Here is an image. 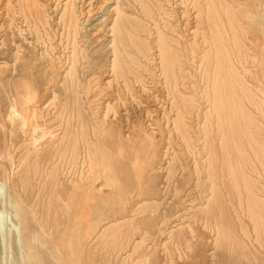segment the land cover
Instances as JSON below:
<instances>
[{"label": "rangeland", "instance_id": "1", "mask_svg": "<svg viewBox=\"0 0 264 264\" xmlns=\"http://www.w3.org/2000/svg\"><path fill=\"white\" fill-rule=\"evenodd\" d=\"M102 1L103 0H86L83 3L84 12L94 9L93 11H96L98 16L96 14L95 16L97 17L94 16L92 17L93 20L91 19L92 21L91 20L88 21L87 28H89V31H87L86 33L82 32L81 34H79V38H80L79 41L83 43L82 48L85 47L84 48L85 54L90 55L86 57V55L84 54V56L81 58L82 61L81 60L80 61L84 62L85 65H89V66L92 65L90 66V69L87 72L85 70L83 71L79 69V72L81 71L80 80H82V82L87 80L86 81L87 83L88 79H91L90 80V83H91L93 78L96 79L95 85L100 84L98 86L96 85L98 87L96 92L101 91V92H98L97 94L98 96L100 95L99 96L100 101L102 102V107H101V110H103L102 113L106 114V116L108 115V117H111V119H115L113 121H115L116 123H120L119 125L116 124L117 128L119 127L118 128L119 131H122L124 128L128 130L127 131L128 133H130L131 131L130 134L132 135L130 136L134 137V138L131 137V139H133L132 141L134 140L136 141L138 139L136 142L137 146L135 148H136V152L139 153L141 157H138V159H135V160L133 159L135 157L134 155L138 156L139 154L132 152L134 155L132 156L131 159L128 160V158H130L132 153L130 154V150L128 149H127L128 152L123 153L124 150L127 151L126 149L123 150V148H125L126 145L123 142H121L122 140L120 141V139H117L116 136L110 135L111 131L110 129H108V127H104L103 125H101L102 127L100 125H96L95 127L94 126L95 124L93 125L94 122L92 121V118H91L92 116L91 109L87 107L86 105V99L84 97L86 93L84 91H83L84 93L81 92V96L83 99H81L80 98L81 96H79L81 100L80 99L78 100V103L79 101H81L82 103L80 102L78 104L75 101L76 104L74 105L73 101H71L72 102L71 104H68L67 102L66 107H68L69 109L65 110L66 112H64L63 114L65 116L74 115V117H76L77 112L79 111L78 107L81 104H83V102L85 101L83 107L84 108L86 107V109H84V111L86 110L85 113L87 112L86 113L88 115L87 117L88 119L89 118L90 119L89 120L86 119V121L83 124L86 123L88 125L89 123L90 125L89 127H87L89 131V132L87 131V134L88 133L89 134L86 135L87 137L85 136L86 137L85 139H87L89 136L88 138L89 142H87V140L80 139L78 136L82 132L78 130L82 128V124L80 122L77 123L78 126L80 127L77 129L78 131L76 130V131L71 132V126L70 127L67 126L71 124L70 123L68 124L66 120L64 121V119H61L59 116L60 114H62V113H59V110L61 109L62 106H64V102H65L64 97L66 99L67 97L66 95H69V93L67 92L66 94V92L62 90L61 85H59L58 83H56L57 84L56 85L53 81L49 80L52 77L51 74H50L51 76L47 75V77H50V78L45 77V83L41 85L39 89V93H38V98L43 102L42 107L45 110L44 113L46 115L41 118L39 116L37 120H39L38 122L41 123V126L47 129L45 130L46 133H44V136L39 139V140L41 139L42 140L37 141L33 145V150L35 151L38 150L40 155H38V158H36L34 155L31 156L28 153V148L26 147H28V143L32 142L31 134L29 133L30 127H31L30 125L36 119H35V116H32L30 118L31 123L29 122L25 125H22L23 119H21V117L16 114L17 109L15 111V107L13 105L15 97L16 98L18 97V94L16 93V90H15V86H17L21 82V77L19 74L20 73V61H19L18 56H22L25 50H31V51L35 50L36 53L41 54L47 59L50 58L51 56V58L57 59V61H60L61 59L60 63L64 62L67 65L69 63L68 55H69V50L71 49V45H72L71 43L72 38L69 39L67 28L64 25V23H62V21H57V20H60L58 17H54V19L51 20V23H50L51 25L50 24H48L50 26L47 25L48 29L47 27L44 28L45 30H49V31L45 32L44 29L42 28L41 30L42 37L39 39H36L37 37L36 35H34L35 33L33 32L32 27L29 26L26 23V21H24L23 14L22 13L20 14V12L17 10V9H20L19 6L16 4L17 0H0V264H209V263L210 264L212 263L221 264L223 263V261L225 264L227 263L230 264V262L231 264L232 263L234 264H264V256L261 254L260 241L256 237L254 221L251 218V216H249L248 210L242 209L239 203H237L238 200L235 198V195L233 199L234 202H231L229 198L231 203L230 202L228 203L229 200L226 201V199H228L226 197L224 200L223 218L227 226L230 227L231 233L229 232L228 238H226L225 240L223 239V241L221 242L219 239H217V236H216L217 232H216V229H214V225L210 226V224L207 223L205 216L203 215L197 216L196 215L197 208L195 207H198V206L192 207L193 205L190 204L191 201L189 200L192 198L193 199L198 198V195H197L198 185L196 186L197 176L193 173V167H194V162L196 161V159H201V156L205 154L206 149L203 146L205 144V140H204L205 139V127L207 126V124L205 123V120L207 119L206 113L210 109V106L207 103H205L206 94L204 92L208 78L206 74L207 62L203 57V54H204L203 50L206 49V47L204 46H206L208 42H207V39L204 38L205 37L204 33H202L204 32V29L202 27L201 28L203 30L200 28L196 31L195 30L196 28L194 29V27H191V26H193L195 18L198 16L197 14L200 11L199 9H201L202 11V16L205 19L207 18L206 20H208L209 18L208 10L209 9H207L208 7V4L206 3L207 0H199V1L197 0V2L196 0L195 2L194 0L192 1L191 0L189 1L188 0L187 1L186 0H160L162 1L161 7L157 5L156 2H154L155 0H150L151 1L150 2L151 12H148V14H146L147 10H144L145 8L143 7V4L141 2H138V0L137 1L136 0H129V1L122 0L124 2V5H128V8L131 9L129 12L133 13V15L140 17L143 20L144 25L146 24L144 29H140V31L138 28L136 29V31L134 29L133 30L134 35L140 38L144 37L145 40H148V44H149V48L146 50L148 53L147 52L141 53V52L136 51L135 49L133 50L134 55L136 57L135 61L132 60L131 62L132 63L131 68L133 67L132 68L133 70L125 69L124 74L119 73L116 69L111 68L113 66V61H110V60H113L114 58L112 54L113 49L111 47L112 41L110 40L112 39V36H111L112 29L111 28L114 23V18L116 17V14H114L111 9L114 8L115 3H113L112 1V2H107V3L105 2V4L104 3L102 4ZM156 1H159V0H156ZM238 1H241V0H238ZM238 1L235 0V3L238 4L239 3ZM242 1L243 2H240L238 4V7L243 14L247 13L245 17L242 18V21L248 18L247 20L249 21L253 20L254 22V19H255L256 20L254 22L255 28L259 29V26L257 25V23L259 22L258 20L261 21V18H262L261 15L264 14V10H263L264 0L263 1L262 0H259V1L258 0H251V1L245 0V2L250 1L254 6L251 3H249L250 5H248V2L245 3L244 0ZM127 2H129V4ZM200 3L201 5L199 6ZM194 4L196 5V7L193 6ZM241 4L245 5V7L242 6ZM101 6H103V8H101ZM16 10L18 11V13ZM247 11H249L250 13ZM248 14H251V15L248 16ZM251 16L254 19H250L249 17ZM247 20L244 22L247 23L248 22ZM203 24L205 25L207 23H202L200 26H202ZM95 27H98V28L101 27L100 29L101 31L96 30ZM159 31H163V32L165 31V33H167L168 36H171L170 39L172 41L171 42L172 45L174 44L173 47L180 53V56H179L180 59L178 63L176 64L175 73L177 74L174 73L171 75L170 74L167 75L164 69V66L161 60L160 46L157 40ZM195 31L196 33L199 32L198 35L195 33ZM138 32H139V35L137 34ZM255 32L257 31L255 30ZM255 32L254 33L251 32V35H248L249 37L251 36L252 38H249V37L247 38L246 36H243L242 41H243V44L246 45L243 48V51L246 49V51L243 52L245 56L242 53L238 52L237 47H235L234 61H236V65L238 69L239 70L241 69L240 71L241 73H243L242 75H244L245 80L249 83L250 86L259 84L260 85L259 87H264V77H263L264 70L261 66V64L264 63V58H263L262 52L259 51V48L256 49V46L254 45V41L252 40L253 37L256 36V35L254 36V34H256ZM92 33H99L104 36L102 37L104 41H102L103 43L101 44V47L99 48V51L96 52V54L95 53L93 54V49H96L97 47H95V45L92 43L91 44L88 43L89 42L88 35L90 37V34L92 35ZM257 33L260 34V31H258ZM248 34H250V32ZM188 37L190 40H188ZM17 42L20 47L17 45ZM130 44H131V47H133L131 40H130ZM182 45H185V46H182ZM15 46L17 47L15 48ZM248 46L250 49L248 48ZM249 51L250 53H248ZM254 51H256V53ZM31 54H34V53H31ZM261 55H262L263 61H260ZM253 56H255V58ZM136 59H139V60H136ZM211 61L216 63V58L212 59ZM78 66L79 68H81L80 62H78ZM212 68H211L212 72L214 73L215 65ZM261 69L263 71H260ZM82 75L83 77L84 76L86 77L83 78ZM102 78H104L105 80ZM46 79H48V81ZM97 80L98 82L99 81L100 82L97 83ZM102 81L103 82L105 81L104 82L105 84ZM50 83H52L53 85H51ZM101 83L103 84L104 88L99 89V87H103ZM49 85H51L52 88ZM228 89H230V86H228L226 90ZM257 90H258L257 92L260 98L263 100L264 99V89L263 90L257 89ZM61 93L62 95H60ZM191 95L195 99L194 106L192 105V106H189L190 108L189 107L185 108L184 105L182 106L180 104L181 107L183 108L179 107V104L177 101L181 99L180 97L191 96ZM68 105H72V107L71 106L69 107ZM255 105H256L255 103H252L251 101L248 100L247 103L245 104V111L249 113L251 117L253 116L256 119V122L260 124L259 126H261V131H260L261 133H259L258 135L259 136L258 139L260 143L259 142L255 143V141L253 140L256 147L252 145L251 143L252 138L250 137L252 133H249L250 129L253 128V123L251 122V120H249L246 117H242V118L239 117L237 121H235L236 118L233 117L235 112L234 110L231 111V109L228 106L226 108H222V109L220 108L219 113H217V111L214 109L212 110V113H211L212 116L210 115V118L208 117L211 123L210 126H212V128L209 125L208 127L211 128L212 132L214 131V133H212V136H216L217 131H219L220 135L222 133H223L222 135H224V138L221 140L220 147L221 145H224V146H222L219 150V152L222 153L221 155L225 154V156L223 155V158H225L228 155V153L232 151L234 155L237 154L236 156V159H238L237 161L240 160L242 163L247 165V162H249L247 161V159L248 157H250L252 158V160L254 159V161L257 163V166L260 167L262 161H258L254 153V150L260 145L262 147L259 149L260 157L264 155L263 153L264 152V110L260 108V106L258 107ZM74 106H76L77 108ZM72 108L74 110H72ZM71 110L72 112H75L72 115L69 114ZM180 110H183L185 112V119L189 122V126H190L189 128L191 129L189 130L190 136L189 138H187V140L185 138L184 130L182 129L180 123H178L180 122L179 120L180 119L179 112H181ZM221 111L224 113H221ZM57 112L59 113V115ZM226 113L231 114L232 118H231V115L230 117H228L229 114H226ZM15 114L17 116V119L14 118ZM232 119L234 122H231L232 123L231 124L228 121H232ZM42 122H48V123L45 125ZM59 123L61 125H59ZM63 125L66 126L67 128L64 127ZM143 125L144 126L147 125V127L150 128V131H153L154 138H153V134L152 136L147 135L146 137L144 136V134L142 135L141 133L142 131L140 132V130H142ZM237 125L239 128L237 127ZM56 128H58L60 131ZM54 129H55V133L53 132ZM64 129L67 135L64 132ZM237 130H240L241 136L240 135L238 136V133L236 132ZM62 131H63V134H62ZM254 133H257V132L255 131ZM76 134L78 138H76ZM73 135H75V137H73ZM69 136H71V138ZM111 136H112V140H111ZM151 137L153 138L152 140H150ZM227 137H230V138H227ZM67 138L72 139V140L75 139L76 141L75 142L72 140L68 141L69 139ZM139 140L142 142L140 143ZM239 140H241L240 144H238V142H240ZM50 141L54 143V145H56L57 148L58 147L60 148V149L58 148L59 151H57L58 150L57 148H55L56 150L50 149L49 150L50 152L47 151L48 143ZM152 141H155L156 143H158L160 148L163 147L162 149L168 150L167 151L168 154L164 156L165 157L163 160L164 164L162 165L163 170L161 169L159 171L158 173L159 175L157 176V180H156V183L158 184V186L160 185L159 187L163 188L162 196L157 195L156 191H154L152 195L143 194L144 192H142V189L144 190L145 188L144 187L145 184H144V179L140 178L142 177V174L144 177L143 168L141 170V167H142L141 159L142 157H144V154L146 152V151L144 152V150L146 149H144L143 147L149 145ZM66 142L68 144H66ZM72 142H74L73 145H72ZM84 142L87 146H85ZM120 143H122V145L124 144L123 148L119 146L117 147V145H119ZM227 146H230V147L227 148ZM130 147L133 148L132 145H130ZM240 147L241 148L244 147L242 148L243 150ZM86 148L89 151L88 153H87ZM53 151L56 156L53 154ZM77 151L79 152L77 153ZM242 152L244 153L245 156L247 154L246 158ZM51 153L52 155L50 156L54 157V158L52 157V159L49 156V154ZM28 155L29 157L27 159L28 161H26L27 163L25 162L23 164L22 159H24V157ZM119 156L122 157V159H125L124 157H126L127 158L126 161L128 162L131 161L130 162L131 164H132V159L134 160V163L132 164L135 167V169L133 167L134 170L131 168L132 166L130 163H129L130 166L129 165H128L129 167L127 166L130 170V174L128 173L129 179L131 181V179L134 178L133 179L134 181L133 182L131 181L132 183L130 182L131 185L132 184L133 185L128 186L126 190L127 192L126 197L121 200L120 198L119 199L117 198L119 200V201L117 200L119 202L118 204L121 205V207L117 209L116 211L112 212L109 210V207L106 206L105 204L104 205L106 206V208H104L105 207L104 205H101L103 203H100L99 204L100 206L96 205L90 197L82 193L84 189L87 187V185H85L83 180L88 175H91L94 181L96 182V184H98L104 189L106 188L107 190H111V191L113 190V192L116 193L117 192L116 188H119L118 186L122 184V182H124L126 178H128L127 172H122V170L119 171L118 164L116 163L117 159L114 158V157L119 158ZM173 156H175L176 159L173 158ZM41 157L42 159L43 158L44 159L42 160ZM35 159L37 161H35ZM48 159L51 161H48ZM171 159H173V161L174 160L176 161L177 159L178 160L176 162H173ZM35 162L39 163L38 172L40 171L41 172L40 173L37 172L36 173L37 175L34 177L35 179L33 178L31 182L27 184L29 182L28 178H30V176L32 175V172L27 171V168H29V166H32L31 164ZM171 162H173L172 165H171ZM186 164L187 166L184 167V165ZM173 165L174 167L171 169L170 166H173ZM188 165L190 168L188 167ZM51 167L53 169H51ZM109 167L112 169H110ZM116 167L118 168L117 170H115ZM129 170L127 171L129 172ZM107 173H110V175H108ZM111 173H113L114 175ZM120 173L122 174L120 175ZM254 174H253L254 177H256L260 182H262V184H264L263 169L261 168V172H257ZM195 177L196 179H194ZM111 179L112 180L114 179L116 182L120 179V181L116 183L113 180V182L116 184L115 185ZM118 183L119 185H117ZM112 187L115 189H113ZM130 192L131 194H133L132 196ZM116 194H119V192ZM129 195L132 198L129 197ZM150 196L151 198H154L156 201L157 200L158 201L156 202L153 199L148 200L150 199ZM163 196L164 198L162 199ZM143 198H144V201L147 199L146 200L147 204L146 202L144 203L142 202ZM184 198H186L185 200H188V201L183 202ZM137 200H139L138 203H137ZM160 200L162 202H160ZM129 201L132 202L133 205H135V207L133 206L134 209L136 207L139 208V205H141L142 208L140 207L138 209L139 211H136L137 213L139 212L138 213L139 216H137L138 214L136 213H135L136 215L132 213L134 214L133 215L134 220L131 221V219H126L127 221H121L120 223L114 224V226L112 227L110 226L108 230H106L105 234H103L104 236L102 235L103 237L100 236V238L98 239V242L96 243L98 247L95 246L90 251H84V250L78 251L68 246L62 247L61 249H59V247L57 248L50 242V240H54V239L55 241L58 242V240L60 241V238L63 240L64 239L69 240L71 238V235H73L72 237H75L77 233H85L88 227H92V228L97 227V225H95L96 223L97 224L99 223L100 225L99 224L98 225L101 226L102 224L107 222V220H109V217L116 218L118 216H121L122 214H125L124 208H123L125 207L124 204L127 203L128 206L130 205L129 206L130 208L132 207V204H130ZM150 201L153 202L152 203L153 205L150 203V206H148V202ZM93 203L96 206L95 205L93 206ZM184 204H186L187 206ZM156 206L158 207V209L156 208ZM190 206L191 208H189ZM149 207H151V210ZM152 207L155 208L156 210V211L154 210V213L156 212L155 214L153 213ZM142 209L147 210L148 212L150 210V212L155 215L154 216L155 224H153L154 226L151 224L150 226L147 225V227L149 226L150 228L148 227L149 231L145 233L143 232L144 225H141V228H137L138 226L137 223L140 225V222H138L137 218L142 215L140 213ZM178 209L180 210L182 209L181 212L184 214H182ZM108 210L110 212L107 214ZM162 210L164 211V213ZM172 210H174L175 213H173ZM219 211L220 210H218V212ZM240 211L241 213L239 214ZM165 212L167 214H165ZM177 212L180 213L178 216H176L178 214ZM190 212H193V213L191 214ZM56 213H57V216H56ZM115 215L117 216L113 217ZM170 215H173L175 217L173 218V216H170ZM180 215H182V217ZM217 215H219L220 217L221 211H220V214L217 213ZM176 217H178L179 220ZM55 219H58V220H55ZM82 219L83 221H81ZM188 221L190 222L188 223ZM176 224H180L182 226L187 225L185 228L183 227L184 229H186L184 230L185 232L183 231L184 236L183 234L178 235L180 225H178V227L174 229V232H171V229H172L171 227L174 228V225ZM204 225L205 226L208 225V226L204 227ZM192 226H194L195 228ZM199 226L200 228L198 230L197 227ZM189 228L193 231H190ZM204 230L205 231L207 230L206 232L209 233L210 235L205 233ZM212 230L214 231L215 234L213 233ZM227 230H229V228H227ZM200 231L203 233L201 234ZM204 234H205L204 238L206 239L201 237ZM141 235L143 236V241H144L143 243H141L142 242ZM49 236L52 237L53 239L49 238ZM182 236L184 239H187V237L189 236L188 237L189 242L181 238ZM232 236L233 238H231ZM197 237L199 238V240L200 239L201 240L197 241L198 240ZM209 237H211L213 241L212 240L210 241ZM192 239L194 240L196 239L195 242ZM203 239H204L203 244L204 245L208 244L206 245V247H204L203 244L201 243ZM133 241L134 242L138 241L140 243L139 247L140 245L141 247L136 249L137 252L136 251L132 252V254L130 255L131 258L127 257L125 260H121L120 259L121 257L119 258L118 256L120 254H121L120 256L125 255L127 251L133 245L134 243ZM23 243L25 245L27 244L29 249L25 247V245L24 247H22ZM194 243H196V245ZM217 243L219 244L217 245L218 247L216 246ZM127 244H129V247L127 246ZM214 244L215 246H213ZM224 244L225 245L227 244L228 246L224 247ZM197 245H199V247H197L198 250L196 249ZM220 246H223V248H225L224 249L225 252L224 250L221 251L222 247ZM200 247H202L203 249L205 248V250H203ZM216 247H217V250H216ZM199 249L200 250L202 249L203 253L205 252L211 255L209 256L208 254L206 255L204 253L203 255H206V257L202 256V253ZM39 250H40V253L38 252ZM196 251H199L197 253L198 254L200 253L202 257L198 255ZM214 251L216 253H214ZM227 251L228 252L230 251L231 254H229L230 253L229 252L228 253L229 255H228ZM79 254H81V256H79ZM232 254H236L235 257L232 256ZM215 256H216V259H214ZM227 256L228 257L230 256V258L232 259L234 258V260L233 261L231 260L229 262L230 258H228ZM203 257L205 258V260L203 259ZM224 257L228 261L224 260ZM197 258L200 260H198ZM212 258L214 260H212ZM217 258H220V260ZM215 260H217L216 263H214ZM218 261H221V262L217 263Z\"/></svg>", "mask_w": 264, "mask_h": 264}, {"label": "bare ground", "instance_id": "2", "mask_svg": "<svg viewBox=\"0 0 264 264\" xmlns=\"http://www.w3.org/2000/svg\"><path fill=\"white\" fill-rule=\"evenodd\" d=\"M86 0H17L16 4L19 6L20 9H17L20 14L22 13L23 14V18H24V21H26V23L32 27V30L33 32L35 33L34 35H36V39H39L42 37V34H41V30L42 28L44 29L45 27H47L48 24L51 23V20L54 19V17H58L60 20H57V21H62V23H64V25L66 26L67 28V33L69 35V39L72 38V45H71V49L69 50V55H68V59H69V63L66 65L63 61V63H60L61 62V59L60 61H57V59H54V58H45L44 56H42L41 54H38L34 51H31V50H25L23 55L22 56H18L19 58V61H20V77H21V82L15 86V90H16V93L18 94V97L14 99V102H13V105L15 107V111H16V114L18 116L21 117V119H23L22 121V125H25L27 123H31L30 121V118L32 116H35V121L30 125V134H31V141L30 143H28V153L31 155V156H35L36 158H38V155H40L39 151H35L33 150V145L37 142V141H41L39 140L40 138H42L44 136V133L45 130H47L45 127L41 126V123L38 122L39 120L38 117L40 116L43 117L45 116L46 114L44 113V109L42 107V104L43 102L38 98V93H39V89L41 87V85H43L45 83V77H47V75H52L51 81H53L55 84L58 83L59 85H61V88L63 91L69 93V95H66V99L64 97V106L61 107V109L59 110V113H62L59 115L61 119H64V121L66 120L68 122V124L70 123L71 125H67L68 127L71 126V132L73 131H76L78 128H80L78 126L77 123H81L82 124V128L78 129L79 131H82L78 136L80 139H83V140H87L88 141V138L85 139L88 135L87 134V131H88V128L90 125L88 123V125L86 124H83L86 119H88V115L85 113L84 109H86V107L84 108L83 105H84V101L83 104H81L78 109L79 111L77 112V115L76 117H74V114L75 112H72V110H74L72 108L71 112L69 114H71L72 116L68 115V116H65L63 113L66 112L65 110L69 109L68 107H66L67 105V102L68 104H71L73 101L74 105L76 104V102L78 103V100L82 98L81 96V92H85L86 95H84L85 99H86V105L87 107H89L91 109V118H92V121L94 122L93 125L96 127V125H103L104 127H108V129H110V135L112 136H116L117 139H120L121 142H123L126 147L123 148V145L122 143H120L119 145H117V147H121L124 149H128L130 150V154L133 152V153H137L136 152V142L137 140L135 141H132L133 139H131V137L133 136H130L132 134L131 131L130 133H128L126 130V128H124L122 131H119L118 128H117V125L116 124H120V123H116L115 119H111V117H108V115L106 116V114H103L101 110V107H102V102L100 101V95L98 96V92H101V91H98L96 92V90L98 89V85L100 84H96V79H92V82L90 83V80L91 79H88V82L86 83L87 80H85L84 82H82V80H80V72H79V69L81 70H85L86 72L89 71L90 69V66L92 65H85L84 62H81V58L84 56L85 54V47L82 48L83 46V43H81L79 40V34H81L82 32L86 33L87 31H89V28H87V24H88V21L89 20H93L92 17H94L97 13L96 11H93V10H90V11H85L84 12V9H83V3L85 2ZM115 3V6L113 9H111L113 11L114 14H116V17L114 18V23H113V26H112V39L110 41H112V44H111V47L113 49V60H110V61H113V66L111 68L113 69H116L119 73H122L124 74L125 72V69L126 70H131V62L132 60L135 61V55H134V52L133 50L135 49L136 51L138 52H143V53H146L147 49L149 48V44H148V40H145L144 37L143 38H140L138 36H135L134 35V32L133 30L138 28L139 31L140 29H144L145 25L143 23V20L136 16V15H133V13L129 12L131 9L128 8V5H124V0H103L102 1V4L105 2H112ZM125 1H129V0H125ZM137 1V0H136ZM187 1V0H186ZM189 1V0H188ZM192 1V0H191ZM199 1V0H198ZM238 1V0H237ZM251 1V0H250ZM250 1H246L244 0L245 3L248 2V5H250L249 3H251ZM259 1V0H258ZM257 1V2H258ZM263 1V0H262ZM10 2V1H9ZM138 2H141L143 4V7L145 8L144 10H147V13L148 12H151V7H150V0H138ZM156 2L157 5H159L161 7V4H162V1H154ZM195 2V0H194ZM197 2V0H196ZM239 3L240 2H243L242 0L241 1H238ZM237 2V3H238ZM91 3V2H89ZM129 4V2H127ZM140 3V4H141ZM206 3L208 4V7L207 9L208 10V14H209V18L208 20H206L203 16H202V11L201 9H199V13L197 14L198 16L195 18V21H194V24L193 26L191 27H194V29L197 31L198 29H200L201 27L204 29V38L207 39V42L208 44L204 47H206L204 51V54H203V57L204 59L206 60L207 62V69H206V74H207V84H206V87H205V94H206V101L205 103H207L209 106H210V109L207 111L206 113V117L208 119V117L210 118V115L212 113V110H216L217 113L220 112V108H226L227 106L232 110H234V116L236 119L235 121H237V119L239 117H246L248 118L249 120H251V122L253 123V128L250 129V132L248 130L249 133H252L250 135V137L252 138L251 140V143L254 147L255 146V143L259 142V133H261V126H259L260 124H258L256 122V119L252 116H250L249 113H247L245 111V104L247 103V101H251L252 103H255L256 105L255 106H260V108H262L264 110V99L262 100L258 94V90H263L264 87H259L260 85L259 84H256V85H252L250 86L249 83L245 80L244 78V75H242L243 73H241V69L239 70L237 65H236V61H234V54H235V47H237L238 49V52L242 53L244 51H246V49L243 51V48L246 46L243 44V36H246L247 38L249 37L248 35H251V32L254 33L255 30L258 32L260 31V34L255 32L256 34H254L255 37H253V41H254V45L256 46V49L259 48V51L262 52V55H263V58H264V14H262V18H261V21L258 20L259 22L257 23V25L259 26V29L255 28V19L251 16L249 17L250 19H254V22L253 20H247L248 22L245 23L244 21H242V18L245 17V14H243L239 7H238V4L235 3V0H207ZM260 3V2H259ZM8 4V2H7ZM111 4V3H110ZM153 4V3H152ZM197 4V3H196ZM243 4V3H242ZM241 4V5H242ZM252 4V3H251ZM264 4V3H263ZM55 5V6H54ZM100 5V4H99ZM201 5V3L199 4V6ZM203 5V4H202ZM253 5V4H252ZM251 5V6H252ZM9 6V5H8ZM12 6V5H11ZM14 6V5H13ZM54 6V7H53ZM104 6V5H103ZM103 6H101V8H103ZM130 6V5H129ZM163 6V5H162ZM193 6L196 7V5L194 4ZM198 6V5H197ZM240 6V5H239ZM245 7V5H242ZM247 6V5H246ZM254 6V5H253ZM98 7V6H97ZM106 7V6H105ZM248 7V6H247ZM259 7V6H258ZM9 8V7H8ZM15 8V7H14ZM18 8V7H17ZM99 8V7H98ZM156 8V7H155ZM154 8V9H155ZM201 8V7H200ZM203 8V7H202ZM263 8V7H262ZM16 9V8H15ZM110 9V7H109ZM198 9V8H197ZM255 9V8H254ZM16 10V11H17ZM102 10V9H101ZM243 10V9H242ZM264 10V9H263ZM13 11V10H12ZM17 11V13H18ZM246 11V9H245ZM244 11V12H245ZM255 11V10H254ZM15 12V11H14ZM98 12V11H97ZM111 12V11H110ZM249 12V11H247ZM258 12V11H257ZM256 12V13H257ZM139 13V12H137ZM197 13V12H196ZM250 13V12H249ZM255 13V12H254ZM253 13V15H254ZM16 14V13H15ZM8 15V14H7ZM14 15V14H12ZM17 15V14H16ZM204 15V14H203ZM251 15V14H248V16ZM256 15V14H255ZM259 15V14H257ZM9 16V15H8ZM98 16V14H97ZM95 16V17H97ZM104 16V15H103ZM151 16V15H150ZM208 17V16H207ZM247 17V16H246ZM15 18V17H14ZM100 18V17H99ZM112 18V17H111ZM148 18V17H147ZM260 18V16H259ZM98 19V18H97ZM13 20V19H12ZM91 20V21H92ZM90 21V22H91ZM12 22V21H10ZM99 22V21H98ZM97 22V23H98ZM55 23V22H54ZM100 23V22H99ZM104 23V22H103ZM102 23V24H103ZM202 23H207V24H203L202 26H200ZM24 24V23H23ZM101 24V26H102ZM10 25V23H9ZM51 25V24H50ZM48 25V26H50ZM90 25V24H89ZM99 25V24H98ZM190 25V24H189ZM86 26V28H85ZM209 26V27H208ZM257 26V27H258ZM10 27V26H9ZM19 27V26H18ZM91 27V26H89ZM15 28V26H14ZM13 28V29H14ZM30 28V27H29ZM63 28V27H62ZM96 30H99L101 31V27H95ZM98 28V29H97ZM103 28V27H102ZM201 28V29H202ZM48 29V27H47ZM193 29V31H194ZM202 29V30H203ZM51 30V29H50ZM93 30V29H92ZM165 30V29H164ZM20 31V30H18ZM44 31H49V30H45ZM43 31V32H44ZM52 31V30H51ZM59 31V30H58ZM98 31V32H99ZM142 31V30H141ZM148 31V30H147ZM192 31V30H191ZM190 31V32H191ZM195 31V33H196ZM104 32V31H103ZM143 32V31H142ZM201 32V30H200ZM250 32V34H248ZM62 33V32H61ZM136 33V32H135ZM145 33V32H144ZM159 35H158V42H159V46H160V51H161V60H162V63H163V66H164V69L168 74H174L175 71H176V64L178 63L179 61V56H180V53L173 47L174 44L172 45V41L170 39L171 36H168L167 33H165V31H159L158 32ZM169 33V32H168ZM199 32H197L196 34L198 35ZM48 34V33H47ZM57 34V33H56ZM139 35V32L137 33ZM141 34V33H140ZM188 34V33H186ZM185 34V35H186ZM201 34V33H200ZM12 35V34H11ZM62 35V34H60ZM64 35V34H63ZM88 35V34H86ZM196 35V36H197ZM55 36V35H54ZM188 36V35H187ZM47 37V36H46ZM50 37V36H49ZM104 37L103 35L99 34V33H92V35L90 34V37L88 35V43H92L95 45V47H97L96 49H93V54L97 51H99V48L101 47V44L103 43L102 41ZM106 37V36H105ZM245 37V38H246ZM82 38V37H81ZM175 38V37H174ZM194 38V37H193ZM249 38H252L251 36ZM49 39V38H48ZM68 39V38H67ZM196 39V38H195ZM13 40V39H12ZM27 40V39H25ZM53 40V39H52ZM63 40V39H62ZM70 40V41H71ZM130 40L132 42V45L133 47H131V44H130ZM174 40V39H172ZM188 40L189 37H188ZM246 40V39H245ZM244 40V41H245ZM2 41V40H1ZM23 41V40H22ZM39 41V40H38ZM86 41V40H85ZM84 41V43H85ZM184 41V40H183ZM192 41V40H191ZM248 41V40H247ZM251 41V40H249ZM252 41V43H253ZM29 42V41H28ZM40 43V42H39ZM82 45H81V44ZM196 43V42H195ZM245 43V42H244ZM30 44V43H29ZM176 44V43H175ZM205 44V43H204ZM247 44V43H246ZM17 45H18V42H17ZM110 45V44H109ZM19 46V45H18ZM89 46V45H88ZM103 46V45H102ZM177 46V45H176ZM182 46H185V45H182ZM192 46V45H191ZM194 46V45H193ZM198 46V45H197ZM200 46V44H199ZM198 46V47H199ZM17 46H15L16 48ZM20 47V46H19ZM110 47V48H111ZM202 47V46H201ZM203 47V48H204ZM94 48V46H93ZM189 48V47H188ZM249 48V46H248ZM21 49V48H20ZM89 49V48H88ZM91 49V47H90ZM184 49V48H183ZM182 49V50H183ZM197 49V47H196ZM195 49V51H196ZM250 49V48H249ZM252 49V48H251ZM255 49V48H254ZM17 50V49H16ZM201 50V49H200ZM91 51V50H90ZM108 51V50H107ZM248 51V49H247ZM34 53V54H31V53ZM65 52V51H64ZM252 52V50H251ZM256 53V51H254ZM15 53V52H14ZM18 53V52H17ZM48 53V52H47ZM148 53V52H147ZM198 53V52H197ZM246 53V52H245ZM250 53V51L248 52ZM253 53V54H255ZM13 54V53H12ZM90 54V53H89ZM259 54V53H258ZM40 55V56H39ZM62 55V54H61ZM86 55V54H85ZM240 55V54H239ZM244 55V54H243ZM262 55H261V59L260 61H263L262 60ZM90 55H86V57H88ZM245 56V55H244ZM243 56V57H244ZM247 56V55H246ZM259 56V55H258ZM257 56V57H258ZM47 57V56H46ZM98 57V56H97ZM106 57V56H105ZM202 57V58H203ZM238 57V56H237ZM242 57V58H243ZM255 58V56H253ZM96 58V57H95ZM216 58V63L212 62L211 60ZM63 59V57H62ZM98 59V58H97ZM240 59V58H239ZM258 59V58H257ZM16 60V59H15ZM81 60V61H80ZM85 60V59H84ZM136 60H139V59H136ZM238 60V59H237ZM7 61V59H6ZM86 61V60H85ZM95 61V60H94ZM258 61V60H257ZM78 62H80L81 64V68H79L78 66ZM100 62V61H99ZM259 62V61H258ZM14 63V62H13ZM86 63V62H85ZM6 64V63H5ZM99 64V63H98ZM259 64V63H258ZM95 65V64H94ZM206 65V64H205ZM215 65V71L214 73L212 72V67ZM257 65V64H256ZM89 66V67H87ZM98 66V65H97ZM135 66V65H133ZM182 66V65H181ZM180 66V67H181ZM263 70H264V63L261 64ZM6 67V66H5ZM129 67V68H128ZM260 67V66H259ZM258 67V68H259ZM212 68V69H211ZM240 68V67H239ZM252 68V67H251ZM257 68V69H258ZM135 69V68H134ZM133 70V69H132ZM136 70V69H135ZM178 70V69H177ZM254 70V69H253ZM262 69L260 71H263ZM110 71V70H109ZM116 71V72H117ZM255 71V70H254ZM115 72V70H114ZM117 72V73H118ZM259 72V71H258ZM85 73V72H84ZM105 73V72H104ZM116 73V74H117ZM184 73V72H183ZM255 73V72H254ZM261 73V72H260ZM177 74V73H175ZM256 74V73H255ZM50 75V76H51ZM87 75V74H86ZM104 75V74H103ZM182 75V74H181ZM263 75V73H262ZM122 76V75H121ZM173 76V75H172ZM256 76V75H255ZM83 77V75H82ZM86 77V76H84ZM83 77V78H84ZM264 77V76H263ZM262 77V78H263ZM47 78H50V77H47ZM89 78V77H88ZM91 78V77H90ZM254 78V77H253ZM259 78V76H258ZM261 78V79H262ZM5 79V78H4ZM9 79V78H8ZM104 79V78H102ZM48 81V79H46ZM105 80V79H104ZM213 81V82H212ZM262 81V80H261ZM14 82V81H13ZM94 82V83H93ZM100 82V81H99ZM98 80H97V83H99ZM103 82V81H102ZM105 82V81H104ZM103 82V83H104ZM16 84V82H15ZM48 84V82H47ZM51 85H53L52 83H50ZM105 84V83H104ZM49 85V86H51ZM57 85V84H56ZM101 85L103 86V84L101 83ZM48 86V85H47ZM230 86V89L226 90L227 87ZM48 88V87H47ZM52 88V86H51ZM60 88V89H61ZM100 88H104L103 87H99ZM257 88V89H256ZM46 89V88H45ZM59 89V88H58ZM102 90V89H101ZM104 91V90H103ZM13 92V91H12ZM52 92V91H51ZM58 92V91H57ZM64 92V94H65ZM83 92V93H84ZM180 92V91H179ZM190 92V91H189ZM188 92V93H189ZM193 92V90H192ZM195 93V92H194ZM59 94V93H57ZM101 94V93H99ZM185 94V93H184ZM192 94V93H191ZM263 94V93H262ZM51 95V94H50ZM62 95V93L60 94ZM182 95V94H181ZM201 95V94H200ZM46 96V95H45ZM53 96V95H52ZM79 96H81L79 98ZM204 97V98H205ZM181 99H179L177 102L179 104V107H181V105L185 106V108L189 107V106H194V97L191 95V96H182L180 97ZM48 99V98H47ZM80 99V100H81ZM62 100V99H61ZM68 100V101H67ZM76 101V102H75ZM81 101H79L80 103ZM50 103V102H49ZM78 103V104H79ZM82 103V102H81ZM45 104V103H44ZM181 104V105H180ZM61 105V104H60ZM69 107L72 105H68ZM48 107V106H47ZM76 107V106H74ZM66 108V109H65ZM77 108V107H76ZM183 108V107H181ZM190 108V107H189ZM192 108V107H191ZM196 108V107H195ZM180 109V108H179ZM228 110V109H226ZM70 111V110H69ZM181 112H179L180 114V125L182 127V129L184 130V134H185V138L187 140V138H189L190 136V133H189V130H191L189 127V122L185 119V112L183 110H180ZM186 111V110H185ZM18 112V113H17ZM47 113V112H46ZM51 113V112H50ZM68 113V111H67ZM221 113H224L221 111ZM16 114L14 115V118L17 119V116ZM66 114V113H65ZM226 114H229V113H226ZM67 115V114H66ZM105 115V116H104ZM231 114H229L228 117H230ZM212 116V115H211ZM223 116V115H222ZM237 116V117H236ZM53 117V116H52ZM58 117V116H57ZM227 117V118H228ZM45 118V117H44ZM50 118V117H49ZM179 118V117H178ZM231 118H232V115H231ZM60 119V120H61ZM90 119V118H89ZM88 119V120H89ZM205 120V123L207 124V126L205 127V144L203 145L205 147V154H203V156H201V159H196V161L194 162V167H193V173L197 176V184L196 186L198 185V198H195V199H189L191 201L190 204H192L194 206H198V207H195L197 208L196 210V215L197 216H205V219L207 221V223L210 224V226L214 225V229H216V232H217V239L221 241H223V239L225 240L226 238H228L229 236V232H230V227L227 226V224L224 222V218H223V211H224V208H223V205H224V200H225V197L228 198L226 199L231 200V202H234L233 199H234V195H235V198L238 200L237 203H239L240 207L242 209H246L248 210V214L249 216H251V218L253 219L254 221V228H255V232H256V237L257 239L260 241V250H261V254L264 256V184H262V182H260L256 177H254V173H257V172H261V168L263 169L264 171V155L262 157H260V153H259V149L262 148L259 144V146L254 150V153L258 159V161H262L261 162V166L258 167L257 166V163L254 161V159L252 160V158L248 157L247 161V165L242 163L240 160L237 161L238 159H236V156L237 154H233L232 151L230 153H228V155L223 158V155L225 156V154L221 155L222 153L219 152L220 148L224 145H221L220 147V143H221V140L224 138V135H220L219 134V131H217V134L216 136H212V133H214V131L212 132L211 128L212 126H210V121L209 119L208 120ZM242 120V119H241ZM240 120V121H241ZM44 121V120H43ZM48 121V120H46ZM78 121V122H77ZM91 121V120H90ZM91 121V122H92ZM66 122V124H67ZM90 122V124H91ZM118 122V121H117ZM213 122V121H212ZM229 123L231 122H234L233 119L232 121H228ZM245 122V121H244ZM44 123L45 125L48 123V122H42ZM62 123V122H61ZM193 123V122H192ZM241 123V122H240ZM243 123V121H242ZM249 123V122H248ZM65 124V123H64ZM232 124V123H231ZM237 124V123H236ZM43 125V124H42ZM59 125H61L59 123ZM80 125V124H79ZM92 125V126H93ZM179 125V124H178ZM179 125V126H180ZM208 125L211 127H208ZM243 125V124H242ZM64 126V125H63ZM131 126V125H130ZM51 127V126H50ZM66 127V126H64ZM102 127V126H101ZM142 127V126H141ZM192 127V125H191ZM229 127V126H228ZM238 127V125H237ZM241 127V126H240ZM67 128V127H66ZM91 128V127H90ZM89 128V129H90ZM220 128V127H219ZM239 128V127H238ZM58 129V128H56ZM82 129V130H81ZM216 129V127H215ZM59 130V129H58ZM56 130V131H58ZM63 130V128H62ZM77 130V131H78ZM96 130V129H95ZM103 130V129H102ZM101 130V131H102ZM139 130V129H138ZM193 130V128H192ZM236 130V129H235ZM52 131V130H50ZM60 131V130H59ZM119 131V132H118ZM142 131V132H141ZM227 131V130H226ZM242 131V130H241ZM257 132V133H254V132ZM49 132V131H48ZM55 133V129L53 131ZM64 132H65V129H64ZM69 132V133H71ZM89 132V131H88ZM107 132V133H108ZM140 132L142 133V135L144 134V136L146 137L147 135H151L153 134V138H154V133L153 131H150V128L143 125V128L142 130H140ZM238 133V136L240 135V130H237L236 131ZM235 132V133H236ZM61 133V132H60ZM66 133V132H65ZM76 133V132H75ZM79 133V132H78ZM91 133V132H90ZM233 133V131H232ZM62 134H63V131H62ZM134 134V133H133ZM193 134V133H192ZM226 134V133H225ZM242 134V132H241ZM248 134V133H247ZM51 135V134H50ZM65 135V134H64ZM67 135V133H66ZM246 135V134H245ZM53 136V135H52ZM55 136V135H54ZM72 136V135H71ZM71 136H69L71 138ZM86 136V137H85ZM112 136H111V140H112ZM237 136V137H238ZM241 136V135H240ZM48 137V136H47ZM58 137V136H57ZM63 137V136H62ZM67 137V136H66ZM73 137H75V135H73ZM72 137V138H73ZM235 137V136H234ZM52 138V137H51ZM54 138V137H53ZM65 138V137H64ZM76 138L77 137V134H76ZM134 138V137H133ZM136 138V137H135ZM148 138V137H147ZM152 137L150 138V140L153 139ZM227 138H230V137H227ZM236 138V137H235ZM49 139V138H48ZM47 139V140H48ZM60 139V138H59ZM58 139V140H59ZM62 139V138H61ZM66 139V138H65ZM69 139V138H67ZM240 139V138H239ZM44 140V138H43ZM52 140V139H50ZM63 140V139H62ZM61 140V141H62ZM72 139H69L68 141H70ZM78 140V139H77ZM237 140V139H236ZM253 140L255 141V143L253 142ZM64 141V140H63ZM62 141V142H63ZM67 141V142H68ZM72 141H76L75 139L72 140ZM119 141V140H118ZM117 141V142H118ZM130 141V143H129ZM149 141V139H148ZM194 141V140H193ZM227 141V140H225ZM229 141V140H228ZM240 142H238V144L241 143V140H239ZM60 142V141H59ZM66 142V144H68ZM72 142V145L73 143ZM86 142V141H85ZM84 142V144H85ZM139 142L141 143L142 141L139 140ZM234 142V141H233ZM61 143V142H60ZM59 143V144H60ZM77 143V142H76ZM116 143V141H115ZM114 143V144H115ZM235 143V142H234ZM233 143V144H234ZM260 143V142H259ZM56 144V143H55ZM63 144V143H62ZM90 144V143H89ZM112 144V143H111ZM113 144V145H114ZM146 144V143H145ZM225 144V143H224ZM229 144V143H228ZM227 144V145H228ZM26 145V144H25ZM65 145V144H64ZM62 145V146H64ZM97 145V144H96ZM95 145V146H96ZM130 145H132L133 148L130 147ZM141 145V144H140ZM60 146V145H59ZM61 146V147H62ZM85 146H87L85 144ZM139 146V145H138ZM226 146V145H225ZM237 146V145H236ZM243 146V145H242ZM67 147V146H66ZM75 147V145H74ZM129 147V148H128ZM140 147V146H139ZM146 147V148H145ZM143 147L144 149V157H142L141 159V170L143 168V172H144V177H143V174H142V177L140 178H143L144 179V190L142 189V192H144L143 194H153L154 191H156V194L157 195H161L162 196V189L163 188H160L158 186V184L156 183V180H157V176L159 175V171L163 168V160H164V156L168 154V150L166 149H162L160 148V146L158 145V143H156L155 141H152L149 145ZM230 147V146H227V148ZM235 147V146H234ZM238 147V146H237ZM57 148L56 145H54V143H52L51 141L48 143V150L49 151L50 149H55ZM59 148V147H58ZM57 148V149H58ZM69 148V147H68ZM241 148V147H240ZM238 148V149H240ZM244 148V147H242ZM241 148V149H242ZM19 149V148H18ZM60 149V148H59ZM59 149L57 151H59ZM64 149V148H62ZM74 149V148H73ZM72 149V150H73ZM76 149V148H75ZM87 149V148H86ZM85 149V150H86ZM119 149V148H118ZM117 149V151H118ZM231 149V148H230ZM237 149V150H238ZM56 150V149H55ZM78 150V149H77ZM90 150V149H89ZM94 150V149H93ZM96 150V149H95ZM121 150V149H120ZM127 151H123V153H126L128 152ZM224 150V149H223ZM222 150V151H223ZM243 150V149H242ZM241 150V151H242ZM27 151V150H26ZM55 151V152H57ZM91 151V150H90ZM143 151V150H142ZM240 151V152H241ZM263 151V150H262ZM50 152V151H49ZM74 152V151H73ZM72 152V153H73ZM76 152V150H75ZM79 151H77L78 153ZM88 149H87V153H88ZM244 152V151H243ZM242 152V153H243ZM46 153V152H44ZM118 153V152H117ZM132 153V155H128L130 156L129 159L132 158V156L134 155ZM142 153V152H141ZM226 153V152H225ZM246 153V152H245ZM264 153V152H263ZM26 154V153H25ZM53 154H54V151H53ZM113 154V153H112ZM116 154V153H114ZM129 154V153H128ZM139 154V153H137ZM239 154V153H238ZM241 154V153H240ZM46 155V154H44ZM43 155V156H44ZM48 155V153H47ZM52 155L49 154V156ZM55 155V154H54ZM109 155V154H108ZM118 155V154H116ZM125 155V154H123ZM122 155V157H123ZM242 155V154H241ZM244 155V153H243ZM249 155V154H248ZM19 156V155H18ZM24 156V155H23ZM56 156V155H55ZM91 156V155H90ZM111 156V155H110ZM127 156V155H126ZM135 157L133 158L134 160L135 159H138V157H141V155L139 154L138 156L134 155ZM245 156V155H244ZM247 156V154H246ZM245 156V158H246ZM29 155L28 156H25L23 160V164L28 161ZM40 157V156H39ZM51 159L53 156H50ZM122 157L119 156V158L117 157H114L115 159H117V164H118V168H119V171L122 170V172H127V174L129 173L130 174V170H129V163L131 162H128L126 161L127 158L124 157L125 159H122ZM177 157V156H176ZM242 157V156H241ZM17 158V157H16ZM33 158V157H32ZM46 158V157H45ZM54 158V157H53ZM111 158V157H110ZM173 158H175V156H173ZM243 158V157H242ZM262 158V159H261ZM42 159V157H41ZM44 159V158H43ZM42 159V160H43ZM114 159V160H115ZM122 159V160H121ZM132 159V164L134 163V160ZM176 159V158H175ZM241 159V158H240ZM244 159V158H243ZM33 160V159H32ZM46 160V159H45ZM55 160V159H54ZM113 160V161H114ZM140 160V158H139ZM173 161V159H171ZM178 160V159H177ZM176 160V161H177ZM245 160V159H244ZM35 161H37L35 159ZM48 161H51L48 159ZM77 161V160H76ZM116 161V160H115ZM175 160L173 162H176ZM181 161V159H180ZM30 162V161H29ZM39 162V161H38ZM32 163L31 165L32 166H29V168H27V171H30L32 172V175L30 176V178H28L29 182L27 184H29L31 182V180L37 175L36 173L38 172V169H39V163ZM41 162V161H40ZM45 162V161H44ZM54 162V161H53ZM56 162V161H55ZM90 162V161H89ZM112 162V160H111ZM138 162V161H136ZM135 162V163H136ZM173 162H171V165L173 164ZM8 163V162H7ZM27 163V162H26ZM59 163V162H58ZM140 163V161H139ZM170 163V162H169ZM181 163V162H180ZM186 163V162H185ZM259 163V162H258ZM41 164V163H40ZM55 164V163H54ZM60 164V163H59ZM68 164V163H67ZM90 164V163H89ZM131 164V163H130ZM131 164V168L133 169V165ZM137 164V163H136ZM189 164V163H188ZM47 165V164H46ZM53 165V164H52ZM56 165V164H55ZM110 165V164H109ZM113 165V163H112ZM115 165V164H114ZM129 165V166H128ZM170 165V164H169ZM175 165V164H174ZM173 166H170L171 169L174 167ZM54 166V165H53ZM61 166V165H60ZM117 166V165H116ZM128 166V167H127ZM182 166V165H181ZM187 166L184 165V167ZM50 167V166H49ZM63 167V166H62ZM61 167V168H62ZM137 167V165H136ZM189 167V165H188ZM110 168V167H109ZM116 167L115 170L118 169ZM130 168V169H131ZM140 168V167H139ZM190 168V167H189ZM50 169V168H49ZM51 169H53L51 167ZM50 169V170H51ZM112 169V168H110ZM131 169V170H132ZM135 169V167H134ZM133 169V170H134ZM170 169V170H171ZM46 170V169H45ZM129 170V172L127 171ZM132 170V171H133ZM138 170V168H137ZM140 170V171H141ZM145 170V171H144ZM163 170V169H162ZM186 170V169H185ZM26 171V172H27ZM48 171V170H47ZM103 171V170H102ZM107 171V170H106ZM136 171V170H135ZM184 171V170H183ZM41 172V171H40ZM38 172V173H40ZM111 172V171H109ZM117 172V171H115ZM138 172V171H137ZM136 173V172H135ZM142 173V172H141ZM172 173V172H171ZM30 174V173H29ZM108 175H110V173H107ZM113 174V173H111ZM122 173H120L121 175ZM126 174V173H125ZM129 174H128V178L125 179L124 182H122V184L119 185V183L117 185H119L118 187L119 188H115L117 189V192H119V194H116L113 192V190H106L104 188H102L101 186H99L98 184H96V182L94 181V179L92 178L91 175H88L86 178H84L83 182L85 183V185H87V187L84 189V191L82 192L84 195H87L88 197H90L93 202L96 204V205H99L100 203H103L101 205H106L109 207V210L114 212L116 211L117 209H119L121 207V205H119L118 203V199L120 198L121 199H124L127 195V188L128 186L131 185V183L134 181L133 179H129ZM134 174V173H133ZM254 174V175H253ZM114 175V174H113ZM116 175V174H115ZM132 175V174H131ZM130 175V176H131ZM170 175V173H169ZM193 175V174H192ZM137 176V175H136ZM172 176V175H171ZM170 176V177H171ZM114 177V176H113ZM119 177V176H118ZM112 178V177H111ZM121 178V177H120ZM132 178V177H131ZM137 178V177H136ZM35 179V178H34ZM45 179V178H44ZM117 179V178H115ZM122 179V178H121ZM196 179V177L194 178ZM112 180V179H111ZM114 180V179H113ZM112 180V182H113ZM140 180V179H139ZM25 181V180H24ZM61 181V180H60ZM115 181V180H114ZM120 181V179L118 180ZM117 181V182H118ZM123 181V180H121ZM116 182V181H115ZM116 182V183H117ZM131 182V183H130ZM114 183V182H113ZM139 183V182H138ZM194 183V182H193ZM115 184V183H114ZM113 184V185H114ZM141 184V183H140ZM155 184V185H154ZM42 185V184H41ZM116 185V184H115ZM133 185V184H132ZM131 185V186H132ZM138 185V184H136ZM38 186V185H37ZM54 186V185H53ZM55 187V186H54ZM140 187V185H139ZM137 187V188H139ZM56 188V187H55ZM113 188V187H112ZM113 188V189H115ZM130 188V187H129ZM119 189V190H118ZM136 189V188H135ZM55 190V189H53ZM132 190V189H131ZM140 190V189H138ZM58 192V191H57ZM60 192V191H59ZM129 192V191H128ZM132 192V191H131ZM130 192V194H131ZM134 192V190H133ZM141 192V191H140ZM141 192V193H142ZM25 193V192H24ZM133 194H131L132 196ZM196 195V194H195ZM196 195V196H197ZM129 195V197H131ZM158 196V197H159ZM187 196V195H186ZM148 197V195H147ZM189 197V196H188ZM192 197V196H191ZM118 198V199H117ZM132 198V197H131ZM157 198V197H156ZM164 198V196L162 197V199ZM128 199V197H127ZM126 199V200H127ZM130 199V198H129ZM155 200L154 198H151L150 196V199L148 200ZM158 199V198H157ZM186 198H184L183 202L184 201H188V200H185ZM188 199V198H187ZM197 199V200H196ZM199 199V201H198ZM118 200V201H117ZM125 200V201H126ZM147 200V199H146ZM144 201V198L142 200V202H146L147 204V201ZM230 200L228 201V203L230 202ZM128 201V200H127ZM126 201V202H127ZM139 200H137V203H138ZM141 201V200H140ZM156 201V200H155ZM158 201V200H157ZM156 201V202H157ZM130 202V201H129ZM128 202V203H129ZM141 202V203H142ZM160 202H162L160 200ZM230 202V203H231ZM93 203V206L95 205ZM125 203V202H123ZM140 203V204H141ZM150 203L152 204L153 202H148V206H150ZM159 203V202H158ZM130 204H132V207L130 208L127 203L124 204L125 207L124 208V212L125 214H122L121 216H118L116 217L117 215L113 216V217H116V218H110L109 217V220H107V222H105L104 224H102L101 226H99L97 223L95 225H97V227L95 228H92V227H88L87 228V231L85 233H77L75 235V237H72L73 235H71V238L69 240L67 239H61L60 238V241L58 240L55 241L54 240H50V242L56 246L57 248L59 247V249H61L62 247H70V248H74L78 251H90L92 248H94L95 246L98 247L96 245V243L98 242V239L100 238V236H102L103 234H105L106 230H108V228L111 226H114V224L116 223H120L121 221H127L126 219H131L134 220V217L133 215L136 213L138 214L136 211H139L138 209L141 207V205H139V208L135 207V205H133L132 202H130ZM157 204V203H156ZM155 204V205H156ZM178 204V203H177ZM182 204V202H181ZM180 204V205H181ZM187 204V203H186ZM184 204V205H186ZM189 204V203H188ZM55 205V204H54ZM63 205V204H62ZM95 205V206H96ZM104 205V206H105ZM143 205V204H142ZM153 205V204H152ZM159 205V204H158ZM157 205V206H158ZM236 205V204H235ZM238 205V206H239ZM59 206V205H57ZM68 206V205H67ZM73 206V205H72ZM100 206V205H99ZM106 206L104 208H106ZM134 206V207H133ZM138 206V205H136ZM144 206V205H143ZM146 206V207H148ZM156 206V208L158 209V207ZM187 206V205H186ZM237 206V207H238ZM52 207V205H51ZM145 207V206H144ZM154 207V206H153ZM152 207V208H153ZM232 207V206H231ZM236 207V206H235ZM239 207V209H240ZM34 208V207H33ZM39 208V206H38ZM64 208V207H62ZM71 208V207H70ZM99 208V207H98ZM101 208V207H100ZM142 208V207H141ZM150 210H151V207H149ZM169 208V207H167ZM191 208V206L189 207ZM194 208V210H195ZM174 209V208H173ZM185 209V208H184ZM233 209V208H232ZM237 209V208H236ZM39 210V209H38ZM108 210L107 214L110 212ZM141 210V209H140ZM147 211V210H144L142 209V211H140V213L142 214L140 217H138V222H140V225L137 223V228H141V225H144V229H143V232H147L149 231L148 230V227L153 224H155V218H154V210L155 208H153V213L152 214L151 212ZM168 210V209H167ZM180 212L181 210L178 209ZM177 210V211H178ZM218 210L221 211V216L219 217V215H217V213L220 214V211L218 212ZM238 210V209H237ZM66 211V210H65ZM135 211V212H133ZM156 211V210H155ZM158 211V210H157ZM163 211V210H162ZM171 211V210H170ZM168 211V212H170ZM173 213L174 210H172ZM190 211V210H189ZM192 211V209H191ZM242 211V210H241ZM241 211L239 212V214L241 213ZM68 212V211H67ZM123 212V213H124ZM184 212V211H183ZM186 212V211H185ZM234 212V211H233ZM39 213V212H38ZM134 213V214H132ZM164 213V211H163ZM178 213V212H177ZM182 213V212H181ZM191 214L193 212H190ZM189 213V214H190ZM42 214V213H41ZM60 214V213H59ZM135 214V215H136ZM165 214H167L165 212ZM180 213H178L176 216H178ZM184 214V213H182ZM188 214V213H186ZM237 214V213H236ZM55 215V214H54ZM102 215V214H101ZM163 215V214H162ZM243 215V214H242ZM56 216H57V213H56ZM139 216V214L137 215ZM170 216H173V215H170ZM182 217V215H180ZM184 216V215H183ZM48 217V216H47ZM69 217V216H68ZM132 217V218H131ZM175 216H173L174 218ZM207 217V218H206ZM228 217V216H227ZM35 218V217H34ZM56 218V217H55ZM67 218V217H66ZM166 218V217H165ZM169 218V217H168ZM172 218V217H171ZM170 218V219H171ZM178 218V217H176ZM186 218V216H185ZM195 218V217H193ZM200 218V217H199ZM220 218V219H219ZM47 219V218H46ZM54 219V218H53ZM184 219V217H183ZM182 219V220H183ZM188 219V218H187ZM204 219V218H203ZM202 219V220H203ZM29 220V218H28ZM55 220H58V219H55ZM54 220V221H55ZM140 220V221H139ZM179 220V218H178ZM181 220V219H180ZM189 220V219H188ZM194 220V219H192ZM201 220V219H200ZM51 221V220H50ZM71 221V220H70ZM83 221V219L81 220ZM130 221V222H131ZM173 221V220H172ZM175 221V219H174ZM205 221V223H206ZM57 222V221H56ZM168 222V221H167ZM184 222V221H183ZM190 221H188L189 223ZM102 223V221H101ZM173 223V222H172ZM171 223V224H172ZM185 223V222H184ZM195 223V222H193ZM232 223V222H231ZM39 224V223H38ZM63 224V223H62ZM146 224V226H145ZM182 224V223H181ZM208 224V225H209ZM92 225V224H91ZM147 225H149L147 227ZM157 225V224H156ZM178 225L180 224H176L174 225V228L171 227V232H174V229H176V227H178ZM195 225V224H194ZM208 225H204V227H207ZM154 226V225H153ZM173 226V225H172ZM187 225H180V229H179V232H178V235H181L183 234V231L186 230L184 229ZM201 226V224H200ZM199 227L198 230H199ZM203 226V225H202ZM30 227V226H29ZM170 227V226H169ZM168 227V228H169ZM184 227V228H183ZM190 227V226H189ZM194 227V226H192ZM226 227V228H225ZM117 228V227H116ZM150 228V227H149ZM152 228V226H151ZM195 228V227H194ZM212 228V227H211ZM223 228V229H222ZM227 228H229V230H227ZM166 229V228H165ZM164 229V230H165ZM202 229V227H201ZM141 230V229H140ZM153 230V229H152ZM159 230V228H158ZM163 230V231H164ZM169 230V229H168ZM190 231H193L189 228ZM195 230V229H194ZM196 230V231H198ZM211 230V229H210ZM137 231V230H136ZM207 231V230H206ZM205 230L204 232L207 233ZM213 231V230H212ZM244 231V230H243ZM139 232V231H138ZM185 232V231H184ZM201 232V231H200ZM156 233V232H155ZM170 233V232H169ZM189 233V232H188ZM187 233V234H188ZM197 233V232H196ZM195 233V234H196ZM203 232H201L202 234ZM214 233V231H213ZM231 233V232H230ZM142 234V233H141ZM171 234V233H170ZM186 234V233H185ZM198 234V233H197ZM209 234V233H207ZM206 234V235H207ZM215 234V233H214ZM246 234V233H245ZM18 235V234H17ZM30 235V234H29ZM167 235V234H166ZM172 235V234H171ZM192 235V234H191ZM194 235V234H193ZM210 235V234H209ZM247 235V234H246ZM245 235V236H246ZM64 236V235H63ZM104 236V235H103ZM102 236V237H103ZM170 236V235H169ZM168 236V237H169ZM184 236V234H183ZM183 236L181 238H183ZM208 236V235H207ZM231 236V235H230ZM48 237V236H47ZM167 237V238H168ZM189 237V236H188ZM188 237L187 239H184L186 241H188ZM193 237V236H192ZM202 238L205 237V234L203 236H201ZM200 237V238H201ZM18 238V237H17ZM49 238H52L49 236ZM141 238H142V242L143 243V236L141 235ZM179 238V237H177ZM198 238V237H197ZM210 238V241L212 240L211 237ZM233 238V236L231 237ZM238 238V237H237ZM53 239V238H52ZM182 239V240H183ZM191 239V238H190ZM206 239V238H204ZM204 239L202 240V244H203V241ZM215 239V240H217ZM133 240V238H132ZM141 240V239H140ZM181 240V241H182ZM194 240V239H192ZM196 240V239H195ZM194 240V242H195ZM201 240V239H200ZM199 238L197 241H200ZM238 240V239H237ZM196 241V242H197ZM213 241V240H212ZM234 241V240H233ZM134 242V241H133ZM189 242V241H188ZM216 242V241H215ZM129 243V242H128ZM205 243V242H204ZM208 243V241H207ZM213 243V242H212ZM236 243V242H235ZM35 244V243H34ZM131 244V243H130ZM139 242H134L133 245L131 246V248L127 251V253L125 255H122L120 256L119 254V258L121 260H125L127 257H130V255L132 254V252H135L137 248H140L139 247ZM174 244V243H173ZM196 245V243H194ZM193 244V245H194ZM210 244V243H209ZM24 243L22 244V247H24ZM145 245V244H143ZM194 245V246H195ZM208 245V244H206ZM206 245L203 244L204 247H206ZM219 245L218 243L216 244V246ZM221 245V244H220ZM127 246L129 247V244H127ZM215 246V244L213 245ZM228 245L224 244V247H227ZM231 246V245H230ZM234 246V245H233ZM19 247V246H18ZM25 247H28V245L26 244ZM33 247V246H32ZM149 247V246H148ZM180 247V246H179ZM197 247H199V245L196 246V249ZM218 247V246H217ZM217 247H216V250H217ZM222 247L221 251H223L225 248H223V246H220ZM219 247V248H220ZM38 248V247H37ZM174 248V247H173ZM202 248V247H200ZM213 248V247H212ZM211 248V249H212ZM229 248V247H228ZM227 248V249H228ZM234 248V247H233ZM247 248V247H246ZM11 249V248H10ZM27 249V251H28ZM36 249V247H35ZM49 249V248H48ZM203 249V248H202ZM202 249L200 250L201 253H202V256H205L208 254V253H205L206 255H203L204 253L202 252ZM70 250V249H69ZM180 250V249H179ZM198 250V249H197ZM205 250V248L203 249ZM220 250V249H219ZM231 250V248H230ZM60 251V250H59ZM58 251V253H59ZM213 251V250H212ZM211 251V252H212ZM234 251V250H233ZM232 251V253H233ZM40 253V250L38 251ZM137 252V251H136ZM145 252V251H144ZM199 252V251H196V253ZM209 252V251H208ZM220 252V251H219ZM225 252V250H224ZM230 252V251H229ZM227 251V254L229 253ZM69 253V252H68ZM142 253V252H141ZM213 253V252H212ZM214 253H216L214 251ZM245 253V252H244ZM62 254V253H61ZM73 254V253H72ZM76 254V253H75ZM198 254V253H197ZM196 254V255H197ZM220 254V253H219ZM224 254V253H222ZM231 254V252L229 253ZM228 254V255H229ZM200 255V253L198 254ZM197 255V256H198ZM209 255V254H208ZM211 255V254H210ZM209 255V256H210ZM236 254H232V256L235 257ZM79 256H81V254H79ZM93 256V255H92ZM179 256V254H178ZM201 256V255H200ZM201 256V257H202ZM214 256V255H212ZM226 256V255H225ZM231 256V255H230ZM230 256L228 258H230ZM72 257V256H71ZM83 257V256H82ZM117 257V258H118ZM223 257V256H222ZM238 257V256H236ZM256 257V256H255ZM131 258V257H130ZM185 258V257H184ZM208 258V257H207ZM115 259V258H114ZM198 259V258H197ZM202 259V258H201ZM203 259L205 260V258L203 257ZM214 259H216V256L214 257ZM212 258V260H214ZM220 260V258H217ZM223 259V258H221ZM259 259V258H258ZM200 260V259H198ZM203 260V261H204ZM211 260V259H210ZM224 260L228 261L227 259H225L224 257ZM233 261L234 258H230L229 259V262L230 261ZM217 260L214 261V263H216ZM236 261V259H235ZM259 261V260H258ZM221 261H218L217 263H219ZM244 262V261H243ZM224 263V261H223ZM221 263V264H223ZM246 263V262H245ZM251 263V262H250ZM210 264V263H209ZM213 264V263H212ZM225 264V263H224ZM229 264V263H227ZM231 264V262H230ZM234 264V263H232Z\"/></svg>", "mask_w": 264, "mask_h": 264}]
</instances>
